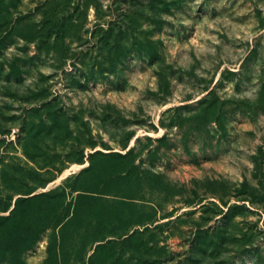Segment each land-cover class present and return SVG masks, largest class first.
<instances>
[{
  "label": "rangeland",
  "instance_id": "1",
  "mask_svg": "<svg viewBox=\"0 0 264 264\" xmlns=\"http://www.w3.org/2000/svg\"><path fill=\"white\" fill-rule=\"evenodd\" d=\"M90 161L119 218L0 264H264V0H0V215Z\"/></svg>",
  "mask_w": 264,
  "mask_h": 264
},
{
  "label": "trees",
  "instance_id": "2",
  "mask_svg": "<svg viewBox=\"0 0 264 264\" xmlns=\"http://www.w3.org/2000/svg\"><path fill=\"white\" fill-rule=\"evenodd\" d=\"M131 147L127 153H131ZM91 154L90 156H92ZM98 171L92 161L88 165L83 167L78 172L67 175L63 181L48 190L38 192L29 196H18L15 199L14 206L10 209V213L5 216L0 215V219H9L10 216L21 215L25 216L31 214L35 216V221L29 223L20 233H17L16 239H11L6 232L2 230L7 228L1 223L0 228L2 237L5 240H14L12 243V253L15 255L21 250V247L29 246L34 243L35 237L46 228L53 226L59 228L60 234L63 237L64 229L69 227V224L75 223L82 217L88 218L90 215L95 218L94 229L101 232L108 223L118 219L120 215L119 207L107 208L102 204L103 198L99 194L104 192L99 191L100 189H91L90 185H93L91 181V173ZM77 191L76 193H73ZM31 193V192H29ZM121 199L115 201L119 204H127L130 197L120 195ZM8 205L0 207L3 211L9 209ZM89 219V218H88ZM141 221H137L136 225H140ZM147 224L148 221H144L142 224ZM144 230L132 232H120L111 234L117 239H121V242L131 241L134 246H137L135 242L136 238L142 234ZM103 237V235H101ZM105 238V237H104ZM63 239V238H61ZM112 239V238H111ZM111 240L108 239L107 243ZM21 247H18L19 245ZM103 244V245H102ZM18 245V246H17ZM99 246H104V243H99ZM92 255L89 257L86 264H94ZM48 262V260H47Z\"/></svg>",
  "mask_w": 264,
  "mask_h": 264
},
{
  "label": "water",
  "instance_id": "3",
  "mask_svg": "<svg viewBox=\"0 0 264 264\" xmlns=\"http://www.w3.org/2000/svg\"><path fill=\"white\" fill-rule=\"evenodd\" d=\"M81 166H84V165H81Z\"/></svg>",
  "mask_w": 264,
  "mask_h": 264
}]
</instances>
